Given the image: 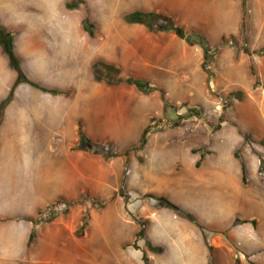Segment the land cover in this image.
<instances>
[{
  "label": "rangeland",
  "instance_id": "obj_1",
  "mask_svg": "<svg viewBox=\"0 0 264 264\" xmlns=\"http://www.w3.org/2000/svg\"><path fill=\"white\" fill-rule=\"evenodd\" d=\"M75 1L0 0V17L20 26V34L25 25L50 28L55 18L67 33L75 35L78 28L90 45L95 42L96 60L117 65L123 80L147 81L155 91L151 101L141 104L142 96L124 81L93 110L65 107L56 125L44 114L43 122L25 134L4 122V111L0 264H128L121 260L122 244L131 230L124 227L120 207L121 195L128 199L125 189L134 184L140 191L135 201L161 205L159 198L169 199H155L154 193L165 194L182 201L198 222L229 228L222 233L207 227L209 239L220 233L229 241L228 234L239 233L230 229L237 212L255 215L256 261L264 264V0H83L74 9L66 7ZM46 5L54 11L47 16L36 11ZM9 7L17 10L9 14ZM135 11L167 15L187 34L203 37L209 61L199 43L190 46L174 33L126 24L123 17ZM85 21L93 37L84 30ZM0 56L8 60L1 47ZM62 66L90 72L82 58ZM7 68L1 79L10 92L15 71ZM157 104L163 112L151 122L143 145L142 125ZM141 106L146 114L139 112ZM80 125L87 137L112 143L119 155L112 161L76 156L71 149ZM242 161L250 175L246 188ZM72 185L75 195L85 194L68 202ZM237 191L244 197L236 199ZM32 215L31 228L22 219ZM86 215L88 224L81 230ZM33 229L36 238L29 245ZM238 258L230 249L212 254L213 264H239ZM155 263L164 264L161 259Z\"/></svg>",
  "mask_w": 264,
  "mask_h": 264
},
{
  "label": "crops",
  "instance_id": "obj_2",
  "mask_svg": "<svg viewBox=\"0 0 264 264\" xmlns=\"http://www.w3.org/2000/svg\"><path fill=\"white\" fill-rule=\"evenodd\" d=\"M46 6L47 7H43L36 11H41V13L46 16L54 11L52 6ZM16 10V8L9 7L8 13H13ZM45 19H48V17H45ZM58 20L59 19L55 18L54 21L56 22L53 23L50 28H43V30H41V25L40 29L39 26L35 28V26L27 27V25H25L23 33L20 34L18 33L20 26L16 27L9 19H7L8 23H6V21L0 17L1 24L9 31L16 33L14 42L15 52L21 59L22 67L28 78L48 89L72 91L69 96H54L27 84L20 85L15 91L14 99L5 109L4 119V122L8 123L9 126L18 128L16 130L19 134H25L28 131L27 128L34 127L43 122L42 117L47 113L50 114L47 116L51 124L56 125L58 119L62 117L63 110L66 109L65 107H69L70 109L73 107L76 110L78 107L80 108V106L86 105V107L93 110L92 106L96 101L102 100L103 96L109 94L113 88H118L122 84L109 85L105 82H98L92 71V65L97 61L95 57V42H92V45H90V40L80 34L78 28L75 35L73 33H67L68 28L66 25L63 24L62 21L57 23ZM60 20H62V18ZM50 35L52 38H50ZM68 35L70 37H68ZM79 58L87 61V67L90 68L89 73H83L81 71L74 73L72 70L63 68L62 64L65 61L68 60L72 63ZM8 65L9 60L1 57L0 102L9 94L7 82H2L1 79L6 78L5 74L7 73ZM16 77L17 74L14 72L12 76V85ZM132 87L142 96L141 104H147L151 101L149 98L153 96L140 92L135 86ZM29 101H32V103L30 104ZM162 107L163 106L157 104L156 112L152 115L150 113L149 115V123L147 124L145 122L146 120L144 121V125H142L144 127L143 135L154 118L160 116L163 112ZM142 110L144 109L141 106L139 112ZM141 113L146 114L145 110ZM82 128L84 130L83 126ZM13 140H15V138L9 140V142ZM20 141H26V137L22 138ZM71 150L76 156H94V154L73 150V148ZM96 156L105 160L102 156ZM112 160L113 159L108 161ZM240 169L242 173V184L246 188L251 184L249 179L250 175L248 176L249 170L246 167L247 173L245 181L241 164ZM255 172L260 176L258 170ZM150 180L154 182L152 179ZM220 183L218 185H220ZM223 184L221 187H224ZM73 190L74 186L72 185L69 187L70 193L66 196V201L73 202L78 200L82 194H85L84 191L81 194L78 193L79 195L77 196L74 194ZM125 190L130 192V194L127 195L128 199L121 195L120 217L124 227L128 229L129 232L131 230L129 234L131 237L122 244L123 255L121 260L123 262L128 264H156L155 262L161 259V262L164 264H213L212 254L214 251L230 249L238 255L239 264H258L256 261V253L259 246H255L254 238L259 231V226L255 215L241 211L237 212L235 217L231 220L230 229L237 230L239 233L237 235L232 234V232L228 234L229 242L224 235L217 233H223L229 228L225 229L215 225L211 226L205 222V224L198 222L195 215L187 210V207L182 201L175 200L171 196H166L165 194L154 193L155 199L156 197L165 196L172 204L184 212L192 214L197 223L191 222L186 217L168 207L159 205L158 201L155 203H151L150 201H135V197L140 196V194L137 193L140 191L136 189L135 184ZM184 190L186 191L187 189ZM241 194L237 191L234 197L239 200L242 196L244 197L243 192H241ZM105 203L106 206L103 211L108 207L107 200H105ZM41 209L42 208L38 209V211ZM33 215L24 216L22 219L26 223H30L31 228ZM199 225H202L206 229L210 227L216 230L217 235L213 237L214 233H212V237L209 239V233L207 232V239H205V235ZM247 229L249 230L247 231ZM141 230H144L145 236L138 242L137 235ZM135 243L138 248H134L133 245ZM228 243H230L231 246H229ZM148 244L160 248L162 251L153 252Z\"/></svg>",
  "mask_w": 264,
  "mask_h": 264
},
{
  "label": "trees",
  "instance_id": "obj_3",
  "mask_svg": "<svg viewBox=\"0 0 264 264\" xmlns=\"http://www.w3.org/2000/svg\"><path fill=\"white\" fill-rule=\"evenodd\" d=\"M83 0H77L74 3H67L66 7L68 9H74L79 6L80 3H82ZM123 20L126 24H140L145 26L149 32L151 33H174L177 36H179L181 39L185 40L190 46H194L195 43H199L205 52V62H208L210 59V56H208L209 53V47L204 40L203 37L200 35H189L187 34L186 30L183 27L178 26L175 21L164 14L157 13V12H144V11H135L132 13H129L123 17ZM84 30L89 33L91 37H93L94 31L92 28L88 26L87 21L83 23ZM15 37L16 33L9 31L6 27H4L0 22V47L2 48L3 52L7 56L9 60V67L15 71L17 74L16 80L14 84L11 87V90L8 94V96L0 102V126L1 121L3 119V114L8 106V104L14 99L15 91L16 89L22 85V84H28L36 89H39L45 93L54 95V96H69L71 95V90H59V89H48L45 87H42L41 85L35 83L34 81L30 80L28 76L26 75L21 59L18 57V55L15 52ZM264 55V50L260 52ZM204 62V68L205 63ZM92 71L94 73L95 79L98 82H105L109 85H118L120 83H123L124 81L132 86H135L140 92L144 94H151L155 91V88L151 86V84L144 80H137V79H127L123 80L121 77V69L112 63L106 62L104 60H97L92 65ZM165 108L168 106V103L164 101ZM151 126H149L143 135L142 143L145 145L147 143V136L150 132ZM73 150H79L84 151L90 154L99 155L105 158V160H111L116 158L119 154L115 152V149L113 147L112 143H105V144H97L93 140H91L87 135L85 134L82 125H80L79 128V140L77 141L76 145L73 147ZM236 158H238V155H235ZM244 180L246 181V164L245 162H241ZM261 172H264V166L261 167ZM160 204L162 206L168 207L175 212L179 213L180 215L186 217L191 222L197 223L195 217L188 213L184 212L174 204H172L169 200L165 198H159ZM104 204V203H103ZM102 205V204H101ZM106 205V204H105ZM85 222H83V225L81 226V230H84L88 224L87 215L84 217ZM34 221V220H31ZM238 222V221H237ZM200 229L203 231L205 235V239H207V229L203 227L202 225H199ZM144 230H141L137 235V241L144 238ZM36 238V230L33 229L30 236H29V245L33 244L34 240ZM137 244L135 243L133 246L134 248H137ZM149 248L153 252H161L162 250L160 248L153 247L151 244H148ZM212 249V248H210ZM146 261V260H145ZM148 264V263H147Z\"/></svg>",
  "mask_w": 264,
  "mask_h": 264
}]
</instances>
